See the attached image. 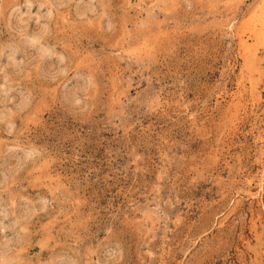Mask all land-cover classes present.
<instances>
[{
  "label": "rangeland",
  "instance_id": "1",
  "mask_svg": "<svg viewBox=\"0 0 264 264\" xmlns=\"http://www.w3.org/2000/svg\"><path fill=\"white\" fill-rule=\"evenodd\" d=\"M0 264H264V0H0Z\"/></svg>",
  "mask_w": 264,
  "mask_h": 264
}]
</instances>
